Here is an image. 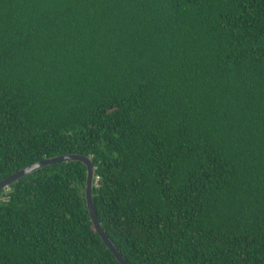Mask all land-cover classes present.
Masks as SVG:
<instances>
[{
	"label": "trees",
	"instance_id": "16d2710c",
	"mask_svg": "<svg viewBox=\"0 0 264 264\" xmlns=\"http://www.w3.org/2000/svg\"><path fill=\"white\" fill-rule=\"evenodd\" d=\"M63 155L127 264H264V0H0V181ZM85 172L0 190V264H118Z\"/></svg>",
	"mask_w": 264,
	"mask_h": 264
},
{
	"label": "water",
	"instance_id": "95a60500",
	"mask_svg": "<svg viewBox=\"0 0 264 264\" xmlns=\"http://www.w3.org/2000/svg\"><path fill=\"white\" fill-rule=\"evenodd\" d=\"M75 161L81 163L85 167V180H84V187H83V198L84 204L86 208V212L91 224V227L99 240L101 241L102 245L106 248V250L110 253V255L114 258V260L118 264H127L122 257L117 253V251L113 248L111 243L108 241L104 233L101 231L96 215L94 213V209L92 206L91 200V188H92V165L90 160L87 157L79 156V155H63L54 158L44 159L42 161L36 162L28 167H25L16 173L10 175L9 177L5 178L4 180L0 181V190L4 189L10 183L22 178L25 175L32 173L33 171L43 168L45 166H49L56 163L62 162H69Z\"/></svg>",
	"mask_w": 264,
	"mask_h": 264
}]
</instances>
